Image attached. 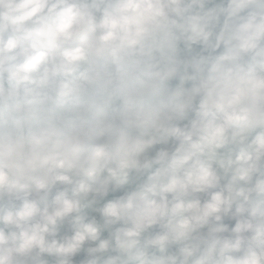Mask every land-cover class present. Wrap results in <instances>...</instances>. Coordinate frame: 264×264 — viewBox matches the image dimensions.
I'll return each mask as SVG.
<instances>
[{
  "label": "clouds",
  "instance_id": "1",
  "mask_svg": "<svg viewBox=\"0 0 264 264\" xmlns=\"http://www.w3.org/2000/svg\"><path fill=\"white\" fill-rule=\"evenodd\" d=\"M0 264H264V0H0Z\"/></svg>",
  "mask_w": 264,
  "mask_h": 264
}]
</instances>
